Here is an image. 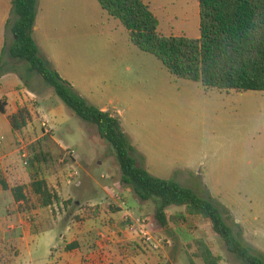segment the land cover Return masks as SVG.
<instances>
[{"label":"rangeland","instance_id":"obj_1","mask_svg":"<svg viewBox=\"0 0 264 264\" xmlns=\"http://www.w3.org/2000/svg\"><path fill=\"white\" fill-rule=\"evenodd\" d=\"M50 1L49 17L36 38L51 66L90 104L108 109L120 120L133 147L132 156L145 169L212 198L240 239L264 256V92L207 91L200 82L171 74L157 57L133 45L120 20L109 16L98 0ZM144 2H149L156 15L160 34L200 37L199 0ZM45 89L29 122L34 126L35 120L47 115L52 136L66 148L55 147L50 136V149L61 157L52 174H47L51 185L70 189L69 195L77 187L66 179L76 169L67 152L72 149L92 175L87 181L90 201L84 207L98 205L105 191L120 192L124 200L128 199L124 192L129 191L132 202L138 200L132 188L122 183L116 155L96 126L75 115L51 87ZM39 136L36 133L30 140ZM77 179L82 180L80 174ZM80 186L77 192L84 184ZM95 186L101 193L93 192ZM137 208L135 217H150L153 238L164 242L125 243L128 247L121 251L118 264H191L187 243L196 239H204L222 255L224 264H242L227 250L210 221L193 218L165 230L154 218L151 201H140ZM143 211L146 216H141ZM26 259L21 256V261Z\"/></svg>","mask_w":264,"mask_h":264},{"label":"trees","instance_id":"obj_2","mask_svg":"<svg viewBox=\"0 0 264 264\" xmlns=\"http://www.w3.org/2000/svg\"><path fill=\"white\" fill-rule=\"evenodd\" d=\"M98 2L109 16L120 20L133 45L157 57L176 77L200 82L207 91L264 92V0H199L201 35L196 39L160 34L158 19L144 0ZM36 18L37 0H12L7 23L12 39L6 38L0 77L9 71L10 64L23 63L27 73L37 74L75 115L95 125L99 136L116 155L122 183L132 188L139 201L154 204V218L161 229L176 228L193 218L210 221L227 250L242 264H264V256L240 239L212 198L199 195L172 178L153 176L132 156L133 147L121 129L120 120L110 111L90 104L41 55L33 37ZM31 116L27 107L11 115L13 130L26 128ZM51 140L50 136H44L29 145V159L46 175L52 174L61 158L50 149ZM0 183L3 190L12 192L16 201H27L24 186L11 188L2 175ZM30 187L39 207L60 204L59 194L46 179L33 180ZM100 207L94 206L96 214ZM108 207L113 211L119 209L114 205ZM173 207L180 209L170 213ZM187 256L191 264H197L196 260L204 264L223 261V256L215 253L204 239L187 243Z\"/></svg>","mask_w":264,"mask_h":264},{"label":"crops","instance_id":"obj_3","mask_svg":"<svg viewBox=\"0 0 264 264\" xmlns=\"http://www.w3.org/2000/svg\"><path fill=\"white\" fill-rule=\"evenodd\" d=\"M145 3L150 6L149 2ZM11 9L12 0H0V58L6 38L10 34L7 31V23ZM50 9V0H44L43 3L38 0L37 18L33 28V37L39 51L48 59L49 56L42 52L36 35L45 26ZM44 35L46 36V33ZM8 69L9 71L0 77V175L11 188L24 186L27 201H16L12 192L3 190L0 183V264L120 263L121 251L128 247H125V243L140 244V240L132 234L120 232V220L125 210L134 215L135 208L139 207L140 201L136 199L133 203L129 191H125L128 198L125 200L126 208L114 205L119 209L113 211L106 210L105 206L101 205L100 209L103 208L101 211L99 209L101 213L98 215L95 213L94 204L84 207L86 202L90 201L87 194L90 189L87 181L89 178L92 179V175L88 166L84 165L83 159L78 157L74 164L81 176V185L84 184V186L78 192L75 189L81 186L74 187L71 195H69L70 189L59 186L60 184L51 185L53 182L51 183L49 177L38 166L36 168L26 167L18 148L19 140L23 138L30 145L37 140H30L34 134L39 133L38 138L44 137L40 120H35L34 126L29 122L23 130L14 131L9 117L23 107L29 108L30 112H34V109L38 110L37 106L44 99L46 85L38 76L26 77L27 69L23 63L10 64ZM33 82L39 85L35 86ZM101 109L108 111L106 108ZM52 141L55 147L61 150L66 149L54 136H52ZM37 175L44 177L49 186L59 194L61 198L59 205L39 207L30 187ZM95 191L100 192L96 186L93 192ZM108 193L110 192L105 191L106 195ZM72 197L74 201H71ZM144 211L141 216H146ZM106 220H113L114 223L105 224ZM106 235H111L112 240L102 245L101 238ZM73 244H76L74 248H66ZM24 255L28 257L25 262L21 261V256ZM221 264H224L223 261Z\"/></svg>","mask_w":264,"mask_h":264},{"label":"built area","instance_id":"obj_4","mask_svg":"<svg viewBox=\"0 0 264 264\" xmlns=\"http://www.w3.org/2000/svg\"><path fill=\"white\" fill-rule=\"evenodd\" d=\"M41 121V128H42V135L43 136H51L53 134V128L51 126L50 119L44 115ZM28 126V125H27ZM19 151L21 155V159L23 160V164L26 167H33L36 168L37 165L29 159V142L21 138L19 140ZM68 155L73 159L74 162L77 161L78 156L77 153L72 150H67ZM39 172V171H38ZM79 175V172L77 169H73L67 174V183L72 184L74 186L79 187L81 185V181L77 179V176ZM104 178H109V176H103ZM37 179H44V177H39L38 175L35 177V180ZM98 205H118L122 207L123 209L126 208V202L121 196L120 192H117L115 190L111 191L107 195L104 196V198L99 202ZM96 206V205H95ZM150 218L149 217H142L137 218L134 217V215L128 211L125 210L121 220H120V226L119 230L120 232H126L132 234L134 237L139 239L142 243H154L156 245H161L164 242L163 238L160 239H154L151 231H150ZM101 241V244H105L106 242H110L112 240L111 235L103 236Z\"/></svg>","mask_w":264,"mask_h":264}]
</instances>
